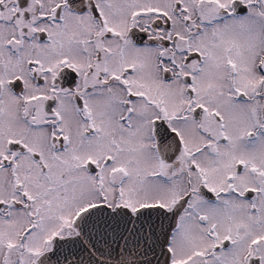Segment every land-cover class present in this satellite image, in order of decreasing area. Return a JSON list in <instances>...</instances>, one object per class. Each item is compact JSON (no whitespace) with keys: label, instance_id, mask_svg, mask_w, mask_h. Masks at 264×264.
<instances>
[{"label":"snow or ice","instance_id":"obj_1","mask_svg":"<svg viewBox=\"0 0 264 264\" xmlns=\"http://www.w3.org/2000/svg\"><path fill=\"white\" fill-rule=\"evenodd\" d=\"M0 264H264V0H0Z\"/></svg>","mask_w":264,"mask_h":264}]
</instances>
